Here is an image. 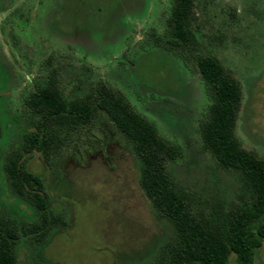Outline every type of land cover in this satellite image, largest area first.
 Here are the masks:
<instances>
[{
  "label": "rangeland",
  "instance_id": "rangeland-1",
  "mask_svg": "<svg viewBox=\"0 0 264 264\" xmlns=\"http://www.w3.org/2000/svg\"><path fill=\"white\" fill-rule=\"evenodd\" d=\"M172 10L173 0H0L4 216L23 226L40 218L11 190L4 164L22 152L34 120L29 97L49 77L66 100L100 86L121 97L174 149L168 174L203 207L236 201L237 179L203 145L211 99L196 58L213 56L239 82L235 136L264 158V0H194L186 44L169 32ZM60 147L24 158L57 223L44 241L18 240V264H155L171 231L140 188L132 145L97 113ZM254 264H264V241Z\"/></svg>",
  "mask_w": 264,
  "mask_h": 264
},
{
  "label": "trees",
  "instance_id": "trees-1",
  "mask_svg": "<svg viewBox=\"0 0 264 264\" xmlns=\"http://www.w3.org/2000/svg\"><path fill=\"white\" fill-rule=\"evenodd\" d=\"M193 1L173 0L169 32L181 44L192 36ZM196 65L211 99L201 125L203 145L219 167L237 179L236 201L203 207L195 193L169 176L167 163L176 155L174 149L121 97L100 86L82 99L66 100L56 80L49 77L37 83L29 97L34 120L32 130L23 136L22 152L9 156L4 164L11 190L32 205L40 218L23 226L0 212V264H18V240L29 236L35 242L44 241L57 223L48 213L43 182L27 168L25 156L57 155L66 134L97 113L105 115L132 145L140 188L170 228L155 264H228L231 255L237 264H254L256 250L264 241V158L244 149L235 136L242 101L239 82L213 56L196 58Z\"/></svg>",
  "mask_w": 264,
  "mask_h": 264
}]
</instances>
